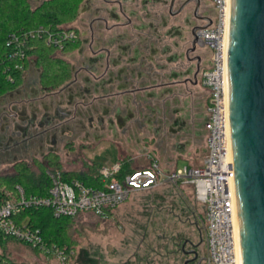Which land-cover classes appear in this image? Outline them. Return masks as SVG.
<instances>
[{"label": "flooded vegetation", "instance_id": "flooded-vegetation-1", "mask_svg": "<svg viewBox=\"0 0 264 264\" xmlns=\"http://www.w3.org/2000/svg\"><path fill=\"white\" fill-rule=\"evenodd\" d=\"M216 15L212 0H80L76 47L61 57L70 76L48 85L32 66L0 94V169L86 168L104 148L125 159L207 151L201 30ZM174 243L176 264H203L194 238Z\"/></svg>", "mask_w": 264, "mask_h": 264}, {"label": "built area", "instance_id": "built-area-1", "mask_svg": "<svg viewBox=\"0 0 264 264\" xmlns=\"http://www.w3.org/2000/svg\"><path fill=\"white\" fill-rule=\"evenodd\" d=\"M217 9L214 23L201 30L202 37L212 50V65L203 72L202 81L210 91L207 130V151L199 165H186L165 171L156 156L143 167L122 174L121 162L102 165L99 174L103 186H93L79 178L66 179L60 170L46 169L50 188L46 194H26L17 184L15 188L0 191V234L26 243L40 252L56 256L65 263L70 252L67 247L48 243L41 232L29 223L24 212L31 208H50L55 217H76L83 213L108 219L134 192L173 185L181 193L191 191L202 209L194 208L205 243L203 264H241L237 205L232 167L231 136L228 109L227 44L230 0H212ZM73 24L57 29L39 26L35 29L12 33L11 49L0 55V63L10 82L16 73H25V62H33L37 41L56 49L63 55L68 44L74 43ZM14 63L7 64L6 60ZM185 196L187 194L185 193Z\"/></svg>", "mask_w": 264, "mask_h": 264}, {"label": "rangeland", "instance_id": "rangeland-1", "mask_svg": "<svg viewBox=\"0 0 264 264\" xmlns=\"http://www.w3.org/2000/svg\"><path fill=\"white\" fill-rule=\"evenodd\" d=\"M115 157L114 152L104 151L96 156V160L112 162ZM187 163L182 159L178 167L182 168ZM86 166L92 173L99 172L100 167L97 165L87 163ZM70 168L60 167L62 170ZM23 170L37 177L41 174L45 176L46 172L44 169H0V176ZM72 172L82 175L84 168H77ZM4 187L11 190L14 188L0 183V191ZM164 188L166 189L160 187L159 191L134 192L106 220L94 214L83 213L76 216L71 229L75 243L64 246L70 252L65 263L56 256L40 252L15 239L7 241L5 251L13 260L25 264H176V260L184 257L176 248H172L174 239L181 243L189 237L194 238L200 254L204 257L205 243L200 220L194 211V208L202 209V205L196 202L193 193L187 189L185 193L188 197L178 189L162 193ZM93 260L96 262L93 263Z\"/></svg>", "mask_w": 264, "mask_h": 264}, {"label": "water", "instance_id": "water-1", "mask_svg": "<svg viewBox=\"0 0 264 264\" xmlns=\"http://www.w3.org/2000/svg\"><path fill=\"white\" fill-rule=\"evenodd\" d=\"M227 84L241 264H264V0H230Z\"/></svg>", "mask_w": 264, "mask_h": 264}, {"label": "trees", "instance_id": "trees-1", "mask_svg": "<svg viewBox=\"0 0 264 264\" xmlns=\"http://www.w3.org/2000/svg\"><path fill=\"white\" fill-rule=\"evenodd\" d=\"M79 4L80 0H0V55L10 51L9 37L12 33H20L42 25L57 29L62 25L71 24L77 17ZM75 47L76 43L68 44L64 54ZM32 54L34 56L33 66L41 70L45 84L57 86L70 76L68 64L60 56L56 55L55 48L46 45L45 42L37 41ZM6 62L12 65L14 60L10 59L6 60ZM25 66L31 69V61L25 62ZM4 69V63H0V94L13 88L16 83L23 79L24 75V73H16V80L10 82L3 71ZM121 164L122 174L134 170L131 162L126 159H123ZM101 166L97 164V167ZM51 169L62 171L66 179L75 177L84 180L88 185L103 186L98 171L92 173V170L89 169V172L86 171L80 175L60 168ZM41 175L37 177L23 170L3 177L0 176V183L14 188L19 184L28 195H43L50 188V179L46 172L45 176ZM163 187H166V190L169 191L177 190L173 185H165ZM24 215L30 224L41 229L42 235L48 243L57 244L61 247L75 243L71 229L74 223L73 219L76 217H55L52 210L47 207L28 209L24 212ZM9 239L12 238L6 239L0 234V264H25L24 262L13 260L5 251L6 243ZM174 242V247L171 246L172 248H175Z\"/></svg>", "mask_w": 264, "mask_h": 264}, {"label": "crops", "instance_id": "crops-1", "mask_svg": "<svg viewBox=\"0 0 264 264\" xmlns=\"http://www.w3.org/2000/svg\"><path fill=\"white\" fill-rule=\"evenodd\" d=\"M72 24V23H71ZM69 52L63 54V55H58L60 57L68 54ZM104 151H110V149L108 148H104L103 149V152ZM111 152H114L116 157H115V160H113L112 162H106V161H100L98 163V165H110V164H113V163H116V162H121L123 159L125 158H121L120 154L117 152V151H111ZM200 153L202 156H200ZM206 154V151L205 150H202V151H199V149H196V146L193 145L192 147H187L186 151L182 154V153H175V154H163V153H160V152H153L151 150H147V151H142L140 153H136L134 157L132 158H127L126 160L130 161L131 162V165L132 167L135 169V168H138V167H143V166H146L148 165V163L150 162V159H149V155H152V156H156L159 158L163 168L165 169V171L169 172L171 170H175L178 167V163L180 160H186L188 163L187 165H199L201 162H202V159L204 157V155ZM89 169L88 167L84 168V172H89ZM72 170H76V168H70L68 169V171H72ZM160 188H156V189H151L152 191H155V190H158L159 191ZM149 190V191H151ZM162 193H166V192H169V190H166L164 188V191H161Z\"/></svg>", "mask_w": 264, "mask_h": 264}]
</instances>
